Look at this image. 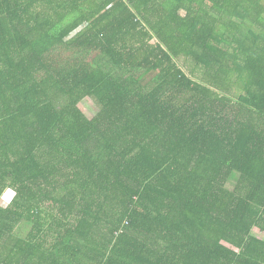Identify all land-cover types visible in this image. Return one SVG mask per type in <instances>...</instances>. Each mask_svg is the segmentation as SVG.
Segmentation results:
<instances>
[{
    "label": "trees",
    "instance_id": "1",
    "mask_svg": "<svg viewBox=\"0 0 264 264\" xmlns=\"http://www.w3.org/2000/svg\"><path fill=\"white\" fill-rule=\"evenodd\" d=\"M256 229L264 0H0V264H264Z\"/></svg>",
    "mask_w": 264,
    "mask_h": 264
},
{
    "label": "rangeland",
    "instance_id": "2",
    "mask_svg": "<svg viewBox=\"0 0 264 264\" xmlns=\"http://www.w3.org/2000/svg\"><path fill=\"white\" fill-rule=\"evenodd\" d=\"M11 193H12V192H11ZM7 195H10V196H8L9 199H10V198L12 197L13 194L11 195L10 192H8ZM5 199H6V197H5ZM7 204H8V200H4L3 203H2L3 206H6ZM254 234H255L256 236L260 237V238H264V232H262L261 230L256 229V231H255Z\"/></svg>",
    "mask_w": 264,
    "mask_h": 264
}]
</instances>
